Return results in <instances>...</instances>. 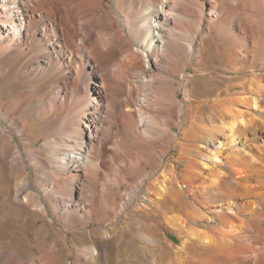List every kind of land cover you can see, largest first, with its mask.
<instances>
[{"label":"bare ground","instance_id":"obj_1","mask_svg":"<svg viewBox=\"0 0 264 264\" xmlns=\"http://www.w3.org/2000/svg\"><path fill=\"white\" fill-rule=\"evenodd\" d=\"M211 55L231 78L207 106L192 72ZM262 71L264 0H0V232L23 222L32 254L0 234V264L106 259L151 210L197 264H264Z\"/></svg>","mask_w":264,"mask_h":264},{"label":"rangeland","instance_id":"obj_2","mask_svg":"<svg viewBox=\"0 0 264 264\" xmlns=\"http://www.w3.org/2000/svg\"><path fill=\"white\" fill-rule=\"evenodd\" d=\"M231 7L229 6V8ZM202 26L203 31L208 34L211 32V28L208 24H204ZM194 28L195 26L192 29ZM215 46L217 47L219 44L214 42V46L211 45V47ZM203 64L204 72L198 70V68L196 73L192 72V74L195 75L192 85V92L196 101H201L203 105L208 106L212 97L219 90L223 91L224 88L229 84V79L231 76L227 73H224V70L227 68L226 61L220 60L213 55L209 57L205 56ZM197 67H201V65H198ZM189 72L191 71L189 70ZM263 72L264 71L261 73ZM180 96L181 94H179V97ZM174 130L177 131L175 128H173V131ZM177 153L178 152L175 151H170L167 153L165 156V162H167V164L174 165L176 167L174 168L175 171L179 172L182 163L181 161L177 160V156H179ZM221 168H224V171L227 172L225 169L227 167L221 166ZM152 169L154 170V168H150V171H152ZM169 169L170 168H162V174H168ZM139 172L140 170L138 168L134 170V174L137 178L142 175L141 172ZM4 173L5 182L8 186L10 185L11 181L9 180L6 167H4ZM153 175L154 174H152L151 177H153ZM155 176L156 174L154 177ZM151 180H153V178H151L150 181ZM178 190L186 197L187 201L190 200V195L187 193L186 188H179ZM124 191L125 188H123V192ZM4 207L5 205L1 204L0 198V221H3V219L7 216L6 210L3 209ZM153 212V210L148 211V217L142 212L128 215L125 219H123L124 226H122L114 239L108 241L107 243L109 246V257L103 259L101 254H99L96 257V261L91 264H197L196 260H198L200 254L199 250L195 248L194 244L183 245L184 238L178 236L177 227L175 225L169 226L165 223H162L160 221L161 218H156ZM117 222L118 221H116V223ZM191 224H193V226H195L199 231H207L218 225V223L214 221L212 223L199 221L193 222ZM25 225V230H27L29 238L32 239L33 236L31 231L35 227H39L41 222H36L34 218L28 217ZM21 226H24L23 222H20V228H16V226L11 224L10 221L5 222L2 225L0 234L6 246H18V253L25 258L26 256H31L32 254L30 251L28 252V248L25 246V243L22 240L23 231ZM144 227L149 228V230L147 231L144 229ZM150 237L154 240L153 243H149L147 241V238ZM86 245L91 244L90 242H87ZM60 247H62V245H58L57 250H59ZM63 260L64 262H69L71 257L69 256L65 259L63 258Z\"/></svg>","mask_w":264,"mask_h":264}]
</instances>
